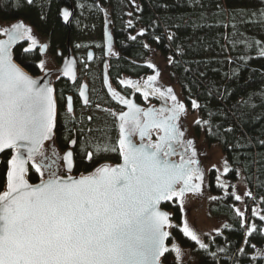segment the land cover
<instances>
[{"label":"water","instance_id":"95a60500","mask_svg":"<svg viewBox=\"0 0 264 264\" xmlns=\"http://www.w3.org/2000/svg\"><path fill=\"white\" fill-rule=\"evenodd\" d=\"M73 12L71 4L59 9L63 24ZM26 30L16 20L0 37V155L11 150L0 192V264H167L171 219L161 204L202 189L194 160L174 151L181 137L173 117H146L143 129H160L155 147L128 142L121 128L126 153L98 176L30 182L28 161L53 133L55 98L48 71L33 76L14 60Z\"/></svg>","mask_w":264,"mask_h":264},{"label":"trees","instance_id":"16d2710c","mask_svg":"<svg viewBox=\"0 0 264 264\" xmlns=\"http://www.w3.org/2000/svg\"><path fill=\"white\" fill-rule=\"evenodd\" d=\"M75 1L80 0H33L30 4L27 0H0V21L22 17L58 41L65 31L53 7ZM107 2L118 24L121 70L137 69L133 63L143 61L149 49L169 60L167 71L177 81L183 101L187 106L197 104V124L203 128L204 140L216 143L227 159L224 177L231 183L240 171L252 202L264 214V0ZM126 12L129 27L123 25ZM13 56L27 72H35L30 58L15 49ZM148 67L144 64L140 68ZM10 153H2L0 192ZM26 178L36 182L32 168H28ZM206 190L213 196L210 214L226 217L220 230L204 245L186 236L179 228L181 207L177 195L172 194L161 204L170 212L167 242L174 234L199 264H264V254L256 255L264 245V220L248 215L252 230L246 233V225L233 211L237 200L230 185L223 190L213 169ZM167 254L169 250L163 258Z\"/></svg>","mask_w":264,"mask_h":264},{"label":"flooded vegetation","instance_id":"af4514ba","mask_svg":"<svg viewBox=\"0 0 264 264\" xmlns=\"http://www.w3.org/2000/svg\"><path fill=\"white\" fill-rule=\"evenodd\" d=\"M107 1L80 0L55 5L53 9L65 31L58 41L27 19H13V22L22 20L27 27L13 50L33 61L35 72L31 75L48 71V83L55 98L52 136L28 161V168H32L36 181L98 176L101 170L120 163L126 153L125 145L120 142L121 128L128 136V142L155 147L160 129L157 126L143 129L146 117L158 122L171 115L181 137L174 142V151L183 149L184 159L194 160L203 184L204 175L194 145L185 127L181 126L188 106L181 96V100L175 98L161 81L159 70L152 65L147 63L148 70H142L140 67L146 63L137 61L133 63L137 69L132 72L121 70L116 39L118 24L106 6ZM32 2L27 0L28 4ZM70 4L74 12L67 26L58 13L61 7ZM126 13L123 25L129 27V12ZM180 109L183 110L180 112ZM193 129L197 132L196 127L191 131ZM68 151L72 160L70 170L65 162ZM165 151L166 147L162 150L164 157ZM178 158L177 154L170 156V159Z\"/></svg>","mask_w":264,"mask_h":264},{"label":"rangeland","instance_id":"374dc122","mask_svg":"<svg viewBox=\"0 0 264 264\" xmlns=\"http://www.w3.org/2000/svg\"><path fill=\"white\" fill-rule=\"evenodd\" d=\"M11 23L12 21L1 20L0 32L4 27L9 26ZM138 31L140 32V30ZM142 62L146 64L148 63L158 69L163 84L168 87L177 100H181L177 81L171 79L166 68L169 60L163 58L156 50L149 49L147 56L144 57ZM196 107L197 104L193 102L187 109H185L183 120H181V126L183 128L185 127L186 134L187 136H190L194 145L196 152L195 156L204 175V180L202 189L199 192L189 193L184 197L177 196V201L182 211L179 228L186 236L193 239L197 244L204 245L207 242V238L215 232H218L226 221V217L211 215L209 212L213 196L206 190L208 179V176L206 177V175L209 174L211 169L215 171L217 183L222 186L223 190L230 185L233 196L237 200L236 204L233 206V211L241 217L244 225H246V233L252 230V218H249L248 215L264 220V214L260 211V208L252 202L249 189L244 183L240 171L238 173V178L231 183L224 177V174L228 169L227 159L216 143L209 144L204 140L203 128L201 125L197 124L200 122V119ZM196 125H198L199 128L197 131L198 133L195 132L194 129L191 131V128ZM0 157L2 161V154ZM170 228L171 224L169 232ZM166 250H169V254L164 258H161L164 263L199 264L190 253L189 248L182 245L174 234L170 235ZM262 254H264V245L263 249L258 251L256 255Z\"/></svg>","mask_w":264,"mask_h":264}]
</instances>
